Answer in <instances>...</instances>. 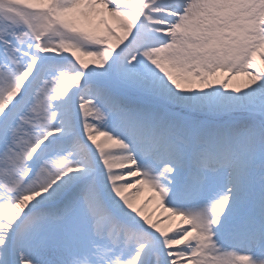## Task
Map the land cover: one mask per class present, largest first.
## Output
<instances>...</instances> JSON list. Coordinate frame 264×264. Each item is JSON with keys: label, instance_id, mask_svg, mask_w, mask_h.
<instances>
[{"label": "snow or ice", "instance_id": "obj_1", "mask_svg": "<svg viewBox=\"0 0 264 264\" xmlns=\"http://www.w3.org/2000/svg\"><path fill=\"white\" fill-rule=\"evenodd\" d=\"M0 264H264V0H0Z\"/></svg>", "mask_w": 264, "mask_h": 264}, {"label": "bare ground", "instance_id": "obj_2", "mask_svg": "<svg viewBox=\"0 0 264 264\" xmlns=\"http://www.w3.org/2000/svg\"><path fill=\"white\" fill-rule=\"evenodd\" d=\"M153 210L157 211L155 202H149L148 207L145 209L146 212H152Z\"/></svg>", "mask_w": 264, "mask_h": 264}, {"label": "rangeland", "instance_id": "obj_3", "mask_svg": "<svg viewBox=\"0 0 264 264\" xmlns=\"http://www.w3.org/2000/svg\"><path fill=\"white\" fill-rule=\"evenodd\" d=\"M148 195V193H144L142 196H141V198H140V201H138V203L139 202H142L144 199H145V197ZM148 205H149V203L145 206V209L148 207ZM157 211H158V209H157Z\"/></svg>", "mask_w": 264, "mask_h": 264}]
</instances>
